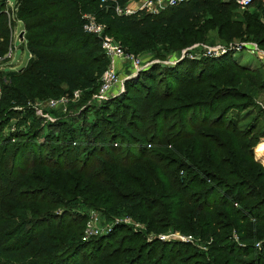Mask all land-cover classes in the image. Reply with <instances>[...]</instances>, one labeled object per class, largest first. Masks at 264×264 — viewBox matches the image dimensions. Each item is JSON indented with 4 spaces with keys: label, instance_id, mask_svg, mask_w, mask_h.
Here are the masks:
<instances>
[{
    "label": "rangeland",
    "instance_id": "1",
    "mask_svg": "<svg viewBox=\"0 0 264 264\" xmlns=\"http://www.w3.org/2000/svg\"><path fill=\"white\" fill-rule=\"evenodd\" d=\"M135 1L138 4L131 1L127 8L139 10L143 0ZM2 4L5 6L2 7ZM16 5V0H0V8L4 10ZM162 10L160 13L164 12ZM205 19L218 21L214 16L206 15ZM229 22L227 27L231 35L237 34L235 37L227 35L224 38L219 32L213 31L196 40L200 26L198 22L195 30H187L186 26L179 25L172 30L148 33L145 39H137L136 43L141 48L134 52L142 60L143 70L134 75L126 67L120 74L121 86L105 101L96 99L97 94L90 96L81 91L80 98L72 100L66 111L48 106L50 100L56 99L53 96L15 104L8 98L10 93L5 92V88L1 86L0 112L6 109L12 115L4 128L0 122V159L5 156L4 168L11 167L15 146L26 142L29 136H32L30 142H34V146H40L34 147L36 157L44 154V149L55 148L54 143L45 146V138L49 132L59 134V130L51 127L59 120L80 131L78 136L85 130V134L91 136L92 133L85 125L95 121L96 116L85 113L81 118V115L104 102L111 101L114 104L108 107L106 117L114 116L121 121L120 117L124 115L130 120L131 110H137L134 114L137 117L131 119L136 122L135 126L140 128V132L146 133L145 138L156 134L150 155L162 163L157 165L150 158L145 162L154 166L155 170L160 166L167 169L169 176L165 172L160 175L161 180L158 179L160 183L156 190L162 192V183L167 186L160 203L167 205V208L171 207L169 216L167 211L162 213L164 208L160 206L145 217L147 213L135 212L123 206V203L110 210L111 205L92 209L80 198L69 204L66 202L75 197L65 198L66 203L62 207L44 205V210L49 209L64 216L66 224L75 226L67 234H78L76 230H80L81 242L107 237L108 241L98 251L85 249L86 255L81 257L79 264H143L138 259L143 254L148 256L146 252L141 253L144 243L176 246L178 252L172 264H218L220 260L221 264H229L225 251L230 244L245 246L242 236L246 232L258 234L259 224L264 232V222L253 215L258 204L263 209L259 216L264 215V154L259 151L264 143V57L252 53V48L257 46L260 49L259 44L264 43V7L258 10L242 8L237 4L230 10ZM11 25L15 30L13 39L11 35L8 38L0 32V78H5L8 73L21 71L30 59L25 33L21 39V33L25 32L23 24ZM227 27L221 30H226ZM217 28L220 30L219 26ZM0 30H5V25L0 26ZM258 30H263L260 36L257 34ZM13 46L14 53L11 57L7 54ZM218 48H225L227 51L214 53ZM260 50L264 55V50ZM226 60L230 67L218 74L215 80L207 79L201 87L183 85L168 77L170 70L193 67L198 63L210 68L213 63H224ZM144 70L150 71L152 80H145L140 76ZM198 71L197 67L195 72ZM202 89L204 93H200ZM223 90L229 99L215 105L203 123L198 119L193 125L192 115L182 113L184 105L188 107L193 102L204 101L210 94ZM148 105V113L143 112ZM167 108L168 111L162 114L166 119L157 123L152 115L159 109ZM36 110H40L42 115ZM6 115L2 114L3 117ZM35 130L40 132L38 141H33ZM131 134L144 138L135 131H131ZM66 135L69 136V133ZM81 137L79 141H85ZM33 160L30 157L24 165H17L19 169L15 171L16 180L25 184L28 181L24 179V172L26 176H35L44 171L37 167L34 169ZM139 166L131 171H137ZM179 182L184 190L181 194L178 193ZM0 186L5 185L0 181ZM176 194H184L180 207L172 199ZM254 195L256 198H252ZM51 201L52 198L47 203ZM224 202L227 206L222 205ZM113 203L116 205L119 202ZM28 217L32 219V216ZM91 217L95 219L99 235L86 239L84 226ZM263 241L264 236L254 242V246L260 248ZM160 250L161 248L149 256L145 263H160Z\"/></svg>",
    "mask_w": 264,
    "mask_h": 264
},
{
    "label": "trees",
    "instance_id": "2",
    "mask_svg": "<svg viewBox=\"0 0 264 264\" xmlns=\"http://www.w3.org/2000/svg\"><path fill=\"white\" fill-rule=\"evenodd\" d=\"M16 1L14 18H9L6 10L0 8V26L5 25V30L0 32L9 38L11 24L14 23L16 26L17 23H22L26 34L25 44L31 55L25 68L1 78L2 88L10 93L8 98L15 104L20 101L24 104L42 97L53 96L58 99L62 96H71L76 91H83L90 96L97 94L101 76L109 65V59L103 52L101 41L84 30L87 16H94L106 27L108 35L116 38L127 51L134 54H137L134 52L135 49L139 51L141 48L136 43L137 39H145L148 33L157 34L162 30H172L179 25L186 26L187 30H195V24L199 22L196 40L200 39L201 35L206 36L213 31L219 32L224 38H227V35L237 36V34L231 35L227 27L230 25V10L237 6V0L227 2L188 0L158 15L138 11L132 16L120 15L117 9L125 10L133 0ZM4 6L5 4H2V7ZM262 7L264 0H255L249 8L260 10ZM206 15L214 16L218 21L206 20ZM225 27L226 30H221ZM262 32L263 30H258V36ZM259 46L264 50V43ZM202 66L198 63L193 67L170 70L168 77L183 85L201 87L200 85H203L207 79L215 80L218 74L230 67L227 60L224 63L222 61L213 63L210 68ZM197 67L199 71L195 72ZM235 69L239 68L235 67ZM149 72L144 70L140 76L145 80H152L153 76ZM200 93H204L203 89ZM228 97L224 95V90L217 91L204 101L193 102L188 107L184 105L182 113H186V116L192 115L193 125L198 119L203 123L207 114L212 113L215 105L228 100ZM113 105L111 101L104 102L101 106L91 107L82 113L81 118L85 113L96 116L95 121L85 125L92 135H86V130L79 134L85 138V141H79L80 136L77 133L80 131L70 128L67 122L59 120L51 125L59 130V134L54 135L49 132L45 138V146L54 143L55 148L44 149V154H38L40 157H36L34 147L40 148V146H34V142H30L32 136H29L26 142L15 146L11 156V162L14 161L11 167H3L5 156L0 159V181L5 185L0 186V264H79L88 249L98 251L108 241L107 237H101L89 242H81L80 230H76L78 234L74 232L67 234L66 232L75 226L66 224L64 216L49 209L44 210V205L62 207L66 202L69 204L80 198L84 199L85 204L92 209L111 205L110 210H114L123 203V206L135 212L147 213L145 215L147 217L160 206L164 208L162 213L167 211L166 214L169 216L171 207L167 208V205L160 203L167 186L162 183V192L156 190L157 184L160 183L158 180L160 175L165 172L166 176H169L167 169L160 166L155 170L154 166L145 162L150 158L157 165L162 163L150 155L156 134L145 138L146 133L140 132V128L135 126L136 122L131 119L137 117L134 115L137 110H131L130 120L124 115L120 117L121 121L114 116L106 117L108 107ZM149 109L150 105L146 106L143 112L148 113ZM168 109H159L152 115L157 123L166 119L162 114ZM3 113L7 115L3 117ZM11 119L12 115H9L8 110L0 112L3 128ZM157 123L156 128L159 130ZM131 131L142 134L144 138L131 134ZM39 133V130H35L33 141L40 140ZM68 133L69 136L66 135ZM3 141L6 142L5 139ZM30 157L34 159L32 167L44 171H40L41 174L35 176H26L24 172V179L28 181L24 184L14 178L15 171L19 169L17 165H24ZM138 165L140 166L137 171L132 172L131 169ZM180 184L179 182L178 193L181 194L184 190ZM25 188L26 190H23ZM183 195L172 197L179 207L183 202ZM67 197L75 198L64 202ZM51 198L53 201L48 204L47 201ZM252 198H256L255 195ZM115 201L119 203L115 205L113 203ZM222 205L227 206L225 202ZM262 212L261 204H258L253 215H256L254 218H259L260 222H264L262 218L264 215L259 216ZM28 216H32V219ZM262 228L259 224L258 234L246 232L245 236H242V243L245 246L230 244L227 247L225 254L228 256L229 264H264V241L261 242L260 248L254 246V242L264 236ZM157 245L161 248L159 262L172 264L178 249L165 243H144L141 253L146 252L148 256L143 254L138 261L141 260L146 264L149 256L157 253L159 249ZM221 263L222 260L218 262Z\"/></svg>",
    "mask_w": 264,
    "mask_h": 264
},
{
    "label": "built area",
    "instance_id": "3",
    "mask_svg": "<svg viewBox=\"0 0 264 264\" xmlns=\"http://www.w3.org/2000/svg\"><path fill=\"white\" fill-rule=\"evenodd\" d=\"M103 2L107 0H102ZM188 0H143V5L139 8V11H147L150 13L158 14L162 11L180 6L187 2ZM255 0H237V4L242 8H249L253 5ZM16 7L11 6V8L6 10L9 18H14V12ZM138 10H133L130 7L122 10L120 8L117 9V12L122 15L125 14L127 16H131L137 13ZM87 22L84 26V30L92 35H95L101 41V47L103 52L105 53L106 57L109 59V65L107 69L101 76V84L97 95L95 96L96 99L105 101L108 97L117 91V89L121 86L120 81V74L121 72L128 67L134 75L139 74L140 71L143 70L144 64L142 60L134 53H131L126 50V48L122 45L120 41H118L113 36H110L106 33V27L100 24L94 16H87ZM11 29V36L15 35V30ZM14 47L10 48V53L7 54L8 56H13ZM226 52L227 49L225 48H218L214 50V53L218 51ZM213 52V51H211ZM252 53L259 54L262 58L264 57L263 52L256 46V48H252ZM0 89H1V78H0ZM80 92L76 91L73 95L70 96H62L58 99H52L48 102V106L51 109H59L61 108L64 111L67 110L70 102L72 100H78L80 98ZM38 114L42 115L40 110H36ZM99 235L97 232L95 219L93 217L89 218L86 222L85 226V238L86 239H93Z\"/></svg>",
    "mask_w": 264,
    "mask_h": 264
},
{
    "label": "bare ground",
    "instance_id": "4",
    "mask_svg": "<svg viewBox=\"0 0 264 264\" xmlns=\"http://www.w3.org/2000/svg\"><path fill=\"white\" fill-rule=\"evenodd\" d=\"M259 151L264 154V143L259 147Z\"/></svg>",
    "mask_w": 264,
    "mask_h": 264
},
{
    "label": "crops",
    "instance_id": "5",
    "mask_svg": "<svg viewBox=\"0 0 264 264\" xmlns=\"http://www.w3.org/2000/svg\"><path fill=\"white\" fill-rule=\"evenodd\" d=\"M132 3L138 4V2L135 1V0H133ZM137 10H138V9H137ZM138 11H139V10H138ZM138 11H137V12H138ZM30 58H31V55H30ZM29 60H30V59H29ZM28 62H29V61H28ZM25 67H26V66H25ZM25 67H24V68H25Z\"/></svg>",
    "mask_w": 264,
    "mask_h": 264
},
{
    "label": "water",
    "instance_id": "6",
    "mask_svg": "<svg viewBox=\"0 0 264 264\" xmlns=\"http://www.w3.org/2000/svg\"><path fill=\"white\" fill-rule=\"evenodd\" d=\"M24 33H25V32H22V33H21V39H23V37H24Z\"/></svg>",
    "mask_w": 264,
    "mask_h": 264
}]
</instances>
